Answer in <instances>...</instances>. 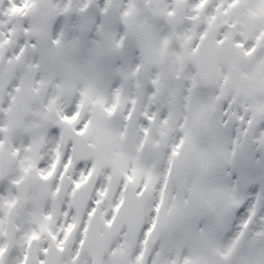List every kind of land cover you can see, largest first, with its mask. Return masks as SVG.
<instances>
[{
  "label": "snow or ice",
  "instance_id": "6c2138e0",
  "mask_svg": "<svg viewBox=\"0 0 264 264\" xmlns=\"http://www.w3.org/2000/svg\"><path fill=\"white\" fill-rule=\"evenodd\" d=\"M0 264H264V0H0Z\"/></svg>",
  "mask_w": 264,
  "mask_h": 264
},
{
  "label": "clouds",
  "instance_id": "9594fccd",
  "mask_svg": "<svg viewBox=\"0 0 264 264\" xmlns=\"http://www.w3.org/2000/svg\"><path fill=\"white\" fill-rule=\"evenodd\" d=\"M152 67V65H149V69ZM158 70L160 72L162 85L167 87L170 84L176 85L177 87H180L182 85L181 77H180V70L176 68L172 61L169 58H162L161 62L158 66ZM142 76L144 78L149 77V72L146 70L142 73ZM203 91L207 94L211 93V89H203ZM218 105L223 104V100L216 101ZM184 110V105L178 101V107H177V115L178 117L182 118ZM45 158L46 161L59 164V161L56 159L55 150L52 146H49L45 149ZM166 161H161V168L165 166Z\"/></svg>",
  "mask_w": 264,
  "mask_h": 264
}]
</instances>
